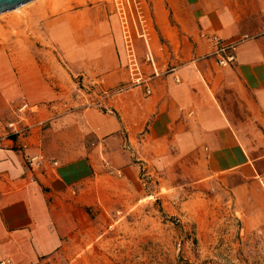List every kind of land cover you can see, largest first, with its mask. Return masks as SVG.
Returning <instances> with one entry per match:
<instances>
[{
	"label": "crops",
	"instance_id": "crops-1",
	"mask_svg": "<svg viewBox=\"0 0 264 264\" xmlns=\"http://www.w3.org/2000/svg\"><path fill=\"white\" fill-rule=\"evenodd\" d=\"M163 6L157 18L164 24L168 14L179 28L152 30L178 43L177 59L159 56L144 33L138 43L117 29L44 28L67 63L87 71L86 91L75 97L57 93L39 104L41 63L0 62V136L11 122L29 125L25 137L0 142V263L84 252L96 229L91 207L110 208L105 200L118 202L144 168L220 180L237 198L264 193V0ZM213 37L235 45L231 65L218 64ZM36 155L50 163L32 171Z\"/></svg>",
	"mask_w": 264,
	"mask_h": 264
},
{
	"label": "rangeland",
	"instance_id": "rangeland-1",
	"mask_svg": "<svg viewBox=\"0 0 264 264\" xmlns=\"http://www.w3.org/2000/svg\"><path fill=\"white\" fill-rule=\"evenodd\" d=\"M164 0H44L0 16V62L35 57L41 63L39 104L57 94L86 91L83 66L67 63L44 28L117 29L141 42L142 33L159 46V56L177 59L178 43L157 36L152 28H179L166 14ZM165 25V26H162ZM123 28V30H122ZM125 28V29H124ZM126 28L128 30H126ZM137 43V44H138ZM139 45V44H138ZM136 54L143 60L144 45ZM17 76L16 67H13ZM14 84L13 74L10 76ZM124 188V186H121ZM113 199L117 197L113 196ZM110 208L91 207L95 230L85 251L54 257L44 264H264V193L245 192L237 198L220 180L164 177L148 168Z\"/></svg>",
	"mask_w": 264,
	"mask_h": 264
},
{
	"label": "built area",
	"instance_id": "built-area-1",
	"mask_svg": "<svg viewBox=\"0 0 264 264\" xmlns=\"http://www.w3.org/2000/svg\"><path fill=\"white\" fill-rule=\"evenodd\" d=\"M213 43L215 44V54L217 55V62L221 67H227L231 65L235 61V45L234 44H224L221 42L218 38L213 37L212 38ZM145 60L147 62H151L152 58L150 54L145 55ZM135 67V64H133ZM133 67V68H134ZM27 108V106L24 104L19 108V111H23ZM29 130V125H26L24 127H21L19 125V122H11L7 124L5 133L3 136H0V142L2 140L12 139L16 137L23 138L25 137ZM50 163L45 156L43 155H36L32 156L28 159L29 168L32 171L38 170L41 166H44L45 164ZM54 165L56 163H53ZM0 264H9V261H2Z\"/></svg>",
	"mask_w": 264,
	"mask_h": 264
},
{
	"label": "water",
	"instance_id": "water-1",
	"mask_svg": "<svg viewBox=\"0 0 264 264\" xmlns=\"http://www.w3.org/2000/svg\"><path fill=\"white\" fill-rule=\"evenodd\" d=\"M34 0H0V14L12 11Z\"/></svg>",
	"mask_w": 264,
	"mask_h": 264
},
{
	"label": "bare ground",
	"instance_id": "bare-ground-1",
	"mask_svg": "<svg viewBox=\"0 0 264 264\" xmlns=\"http://www.w3.org/2000/svg\"><path fill=\"white\" fill-rule=\"evenodd\" d=\"M34 1H39V0H34ZM33 1V2H34ZM44 1H47V2H49V4H50V2L52 1V0H44ZM29 4V3H28ZM25 5H27V4H25ZM25 5H23V6H21V7H19V8H16V9H14V10H12V11H9V12H17V11H19V10H21V8H23ZM5 14V13H4ZM2 14H0V16H1Z\"/></svg>",
	"mask_w": 264,
	"mask_h": 264
}]
</instances>
